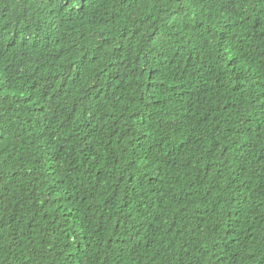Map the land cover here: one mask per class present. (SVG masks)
Returning <instances> with one entry per match:
<instances>
[{
    "label": "trees",
    "instance_id": "obj_1",
    "mask_svg": "<svg viewBox=\"0 0 264 264\" xmlns=\"http://www.w3.org/2000/svg\"><path fill=\"white\" fill-rule=\"evenodd\" d=\"M0 264H264V0H0Z\"/></svg>",
    "mask_w": 264,
    "mask_h": 264
}]
</instances>
